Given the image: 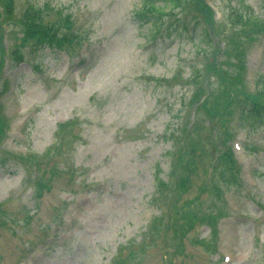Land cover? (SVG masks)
Instances as JSON below:
<instances>
[{
  "label": "rangeland",
  "instance_id": "obj_1",
  "mask_svg": "<svg viewBox=\"0 0 264 264\" xmlns=\"http://www.w3.org/2000/svg\"><path fill=\"white\" fill-rule=\"evenodd\" d=\"M7 1L0 264H264V116L249 113L264 31L231 20H264V0H205L210 17L191 3L158 33L142 0ZM29 2L54 8L46 23L69 15L78 42L22 44Z\"/></svg>",
  "mask_w": 264,
  "mask_h": 264
},
{
  "label": "trees",
  "instance_id": "obj_2",
  "mask_svg": "<svg viewBox=\"0 0 264 264\" xmlns=\"http://www.w3.org/2000/svg\"><path fill=\"white\" fill-rule=\"evenodd\" d=\"M191 3L199 6L200 10L207 17L214 14L212 8L205 0H142L136 17L143 23H151V25L155 26V33H158L160 27L157 28V26L161 25L160 22L163 17L172 15L178 9L184 11ZM4 6L6 13L8 15L11 14L13 6L12 0H8ZM53 11L54 8H51L48 4H43L42 6H38L33 2L27 4L20 21H18L19 27L21 28L20 39L23 41L22 44H30L38 50L42 48H62L65 44L78 42V38L70 35L71 33L68 30L69 23L71 22L70 16L64 14L61 10H57V21L52 23H46L44 21V18ZM176 20H178V17L175 18ZM231 20L232 23L240 26L242 29L247 28L264 31V20L258 19L252 14L248 17L239 14L232 17ZM61 22L68 24L64 28V31H62ZM175 26L173 23L169 28H175ZM12 56L14 59L21 61L22 53L16 48L12 51ZM256 93V97L252 99V106L249 113L253 118H262L264 116V100L262 99L264 98V85ZM205 104L206 100L201 103L202 106ZM219 161V165L215 164V171L219 172L218 175L224 180L223 182H233L235 174L232 167L234 159L231 150L227 149L221 155ZM212 188L218 190L219 187L214 182Z\"/></svg>",
  "mask_w": 264,
  "mask_h": 264
}]
</instances>
